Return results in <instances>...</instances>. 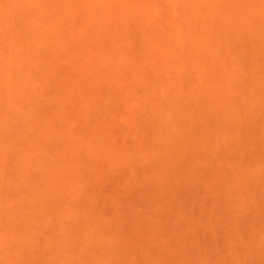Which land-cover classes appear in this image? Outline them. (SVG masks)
I'll return each instance as SVG.
<instances>
[{
	"label": "rangeland",
	"instance_id": "1",
	"mask_svg": "<svg viewBox=\"0 0 264 264\" xmlns=\"http://www.w3.org/2000/svg\"><path fill=\"white\" fill-rule=\"evenodd\" d=\"M0 264H264V0H0Z\"/></svg>",
	"mask_w": 264,
	"mask_h": 264
}]
</instances>
